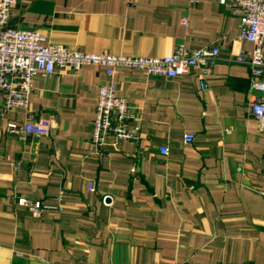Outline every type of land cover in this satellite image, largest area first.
Returning <instances> with one entry per match:
<instances>
[{"label": "crops", "instance_id": "0c3cea01", "mask_svg": "<svg viewBox=\"0 0 264 264\" xmlns=\"http://www.w3.org/2000/svg\"><path fill=\"white\" fill-rule=\"evenodd\" d=\"M9 26L73 52L163 58L219 47L222 59L206 77L57 69L37 76L28 106L13 110L0 94V264H264V133L249 110L259 93L250 69L228 61L254 45L238 42L228 8L18 0ZM111 84L132 105L138 139L109 136L99 148L97 98ZM40 120L48 135L12 133ZM21 200L41 203V213Z\"/></svg>", "mask_w": 264, "mask_h": 264}, {"label": "built area", "instance_id": "2783aa9c", "mask_svg": "<svg viewBox=\"0 0 264 264\" xmlns=\"http://www.w3.org/2000/svg\"><path fill=\"white\" fill-rule=\"evenodd\" d=\"M17 1L0 0V94L4 97L7 110L27 107L34 79L39 75L53 76L57 69L79 72L85 66H97L109 78H114L123 69L140 70L150 77L163 79L187 75L194 69H200L203 77H206L222 59L219 47L200 50L177 47L172 55L163 58L73 52L65 46L49 43L48 38L39 31L11 28L9 22ZM219 1L240 20L238 42L254 45L251 53L232 51L228 61L250 69L251 87L259 96L250 104L249 110L264 133V0ZM134 119L132 105L117 96L115 84L102 87L97 98L92 143L101 148L109 136L120 141L137 140L138 129H131ZM50 130V121L40 120L28 123L20 130L13 129L12 133L48 135ZM193 140L194 135H186V143ZM160 153L169 156L170 151L167 147H161ZM90 189L95 190L93 185ZM20 203L29 205L37 215L43 209L41 203L31 205L26 200Z\"/></svg>", "mask_w": 264, "mask_h": 264}]
</instances>
